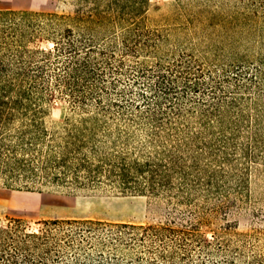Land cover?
I'll return each instance as SVG.
<instances>
[{
	"label": "trees",
	"instance_id": "1",
	"mask_svg": "<svg viewBox=\"0 0 264 264\" xmlns=\"http://www.w3.org/2000/svg\"><path fill=\"white\" fill-rule=\"evenodd\" d=\"M71 1V12L0 10L1 186L150 193L184 209L154 224L7 217L0 264H264V230L226 220L244 180L222 166L236 160L240 94L264 78V58L250 73L239 56L216 69L146 24L148 0ZM183 1L206 47L234 51L264 36V0ZM58 97L68 111L48 127L45 107ZM248 133L263 152L262 136Z\"/></svg>",
	"mask_w": 264,
	"mask_h": 264
},
{
	"label": "rangeland",
	"instance_id": "2",
	"mask_svg": "<svg viewBox=\"0 0 264 264\" xmlns=\"http://www.w3.org/2000/svg\"><path fill=\"white\" fill-rule=\"evenodd\" d=\"M72 8L71 0H0V10L71 12ZM145 17L148 26L167 31L176 50L187 49V52H191L201 62H215L218 64L216 69L230 65L239 56L238 59L247 61L240 65L238 71L243 72L248 68L250 73L256 66V57L264 58V36H250L234 51L206 47L208 41L203 39L204 34L185 23L177 0H148ZM255 80L258 83L257 88L251 87L252 89L243 90L240 94L245 99L241 104L242 122L238 126L233 125L239 129L235 138L237 149L233 156L236 160L231 167L222 164L228 175L236 173L244 180L238 197L229 195L235 200V204L226 216L228 222L235 223L237 232L264 230V151L253 148L248 133L250 128L256 130L264 140V78L258 77ZM253 91L258 92V95L253 94ZM45 109V123L48 127L61 123L68 111L66 101L59 97L47 102ZM232 114L230 116H236L235 112ZM254 118L257 120L253 121ZM192 129H198L196 123L192 124ZM235 144L233 143L234 146ZM245 144L255 157H242L241 148ZM182 209V206L169 203L165 197L150 193L122 195L104 190L63 188L27 192L10 190L0 184V220L7 217H20L31 222L53 218H92L154 224L164 222L170 217H178L177 213ZM223 222V219H217L216 225ZM216 225H211V228ZM199 230L209 234L210 228L201 226ZM203 259L205 264L213 261L206 256Z\"/></svg>",
	"mask_w": 264,
	"mask_h": 264
}]
</instances>
